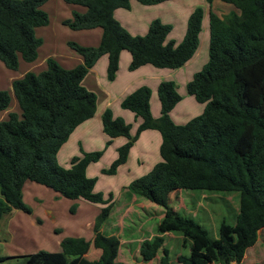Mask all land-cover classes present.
I'll return each instance as SVG.
<instances>
[{"label": "trees", "instance_id": "trees-1", "mask_svg": "<svg viewBox=\"0 0 264 264\" xmlns=\"http://www.w3.org/2000/svg\"><path fill=\"white\" fill-rule=\"evenodd\" d=\"M46 0H0V60L10 69L19 65V57L31 62L37 57L42 40L35 28L48 24L49 17L40 7ZM86 7L74 11L63 24L81 30L100 27L97 46L69 41L83 62L64 68L48 58L47 69L26 72L11 83L19 113L9 112L0 121V219L13 209L30 213L22 198L26 181L51 188L69 199L82 198L106 204L103 219L109 215L111 195L103 198L94 191L96 178L86 175L90 163L100 159L104 149L82 151L73 156L68 168L59 165L57 153L71 132L94 116L96 95L82 85V79L102 56H107L106 77L113 80L122 50L130 52L129 70L151 64L175 69L187 62L198 47L203 9L197 6L187 19L183 39L167 40L171 25L153 19L143 35L130 34L114 17L117 8H129L131 0H64ZM153 5L167 0H136ZM234 6L219 17L209 11L208 60L187 82L186 90L204 104L201 114L183 124L173 122L170 111L181 96L173 81L157 86L160 115L150 110V88L140 86L121 100V107L141 119L135 132L121 117L107 108L101 115L107 136H123L125 143L104 174H115L128 158L130 148L146 129L161 135V160L146 174L134 178L127 188L136 195L163 207V216L155 236L140 242L141 263L151 261L161 248L158 264H170L169 250L163 247V234L180 232L191 243L189 255H178L179 264H242L245 251L264 228V0H222ZM211 6L212 0H206ZM11 95L0 90V111L10 105ZM180 189L239 192V212L233 225L222 221L218 237L193 218L173 209L170 194ZM90 243L100 249L89 264H127L117 261L119 238L96 230L90 241L66 237L60 250H37L21 255L15 264H79ZM6 256H0V261Z\"/></svg>", "mask_w": 264, "mask_h": 264}, {"label": "crops", "instance_id": "crops-1", "mask_svg": "<svg viewBox=\"0 0 264 264\" xmlns=\"http://www.w3.org/2000/svg\"><path fill=\"white\" fill-rule=\"evenodd\" d=\"M63 2L65 1H57L58 7L55 10V18L52 19V17L49 16V22L47 25L35 28V34L38 35L39 32L47 31L49 41H53V45H51L52 48L44 52L43 56L40 58L38 51L40 53V49L42 47L44 48L47 43L44 38L42 39L39 37L42 39V46L40 45L41 47L37 51L36 59L31 62H27L29 64L27 65L24 74L29 71L39 73L42 70H45L48 58L55 59L62 67L67 69L74 68L81 64L83 62L81 55L68 45L69 41H74L83 46H97L99 44L102 34V29L100 27L74 30L63 24V20L70 19L74 11L79 13H84L86 11V7L82 5ZM197 6H200L203 9L201 31L198 36V47L193 56L182 66L175 69H169L157 68L151 64H145L134 70H129L128 66L131 60V55L129 51L124 49L119 55L118 70L115 78L113 80H108L106 77V67L108 61L107 56L102 55L96 61L81 82L86 89L92 91L96 95V110L94 116L80 123L71 132L68 139L58 150L57 161L62 153V156H65L67 159L64 162L69 161V164L66 167L68 168L70 165V159L73 156H82L81 150L89 152L104 149L100 159L104 155H107L112 162L117 156V148L125 143L126 138L123 136L115 137L112 142L105 147L107 136L102 129L101 115L105 109L109 108L114 117H121L126 123L131 125V133L133 134L141 119L136 117L130 110L122 108L120 103L127 94L140 86L146 85L150 88L151 94L149 104L152 116L155 118L160 115V102L157 97V86L162 80L173 81L176 85L178 93L181 96L180 101L169 113L173 122L183 124L203 112L204 104L197 102L193 96L188 94L186 84L192 79L194 73L203 68L204 64L208 60L209 11L211 10L219 17H223L231 11H236L234 6L222 0H212L210 7L208 6L206 0H167L153 5H144L136 0H131L129 8H117L114 10L113 14L118 22L132 35L145 34L148 30L150 22L154 18H159L163 23H180L182 27L181 32L178 35V39L173 38V31H170L167 36V40H174L176 43H179L184 37L187 19ZM59 37L62 39L58 40ZM21 61L20 63H22ZM96 91L98 92L96 93ZM13 104L8 106L5 110L0 111V121L7 119L9 112L15 111L19 113V109L16 105L17 103L14 102ZM160 143L161 135L157 130H143L139 134L133 146L130 148L126 162L119 166V168L121 169L127 165L135 157V152L137 150H141L145 158L144 162H147V166L143 172L146 174L157 162L161 160L159 153ZM136 163L139 164V157L136 158ZM91 164L92 163H90L86 168V175L88 177H91L88 175V168ZM119 168L117 170H119ZM134 178H129L124 181L121 187L122 191L120 196L119 194H116V197L113 198L114 192L108 190L107 193L108 196L111 195V201H116L118 198L120 200L123 197H125L123 201H131V199L133 201L136 198V194L130 192L127 185ZM36 188L37 187H34V185L31 184V181H26L22 188L23 201L26 196L29 197L30 194L36 195L37 193H34V189ZM94 191L96 192L95 189ZM102 195L104 199L108 198V196H105L106 194ZM37 199L39 198L37 197ZM34 204V208L29 206L31 209L30 213H23L20 209H13L9 214H5L11 216L13 212L15 216L18 217V220L15 223H13L12 218L8 217L6 227L9 228L12 225L19 226L17 224L26 223H30L33 226H40L42 225L43 220L42 214H46V216L52 218L54 223H56V218L51 207H42L41 203H38L37 201H34ZM38 204L41 205L42 212ZM125 206L124 215L129 209L130 204H126ZM109 215L107 217H109ZM86 224L89 226L90 222L87 221ZM57 227L58 226H53V231H58L59 229ZM101 232L104 233V228H102ZM60 241L61 239L56 238V241L52 243L45 242L43 245L45 246L46 244L48 247H52L48 251L54 252L60 250ZM44 246H39V250L43 249L42 247ZM28 253L32 252H26L24 254ZM24 254H20L18 256Z\"/></svg>", "mask_w": 264, "mask_h": 264}, {"label": "rangeland", "instance_id": "rangeland-1", "mask_svg": "<svg viewBox=\"0 0 264 264\" xmlns=\"http://www.w3.org/2000/svg\"><path fill=\"white\" fill-rule=\"evenodd\" d=\"M57 1L46 0L40 7L52 19L55 18V10L58 7ZM168 24L172 27L173 38L178 39L182 25L175 22ZM35 35L38 38H44L47 43L44 48L40 49L41 45L37 49V51L40 49V53L38 51V54H40L41 58L44 52L52 48L53 41H49L47 31L39 32V35ZM60 39L62 38L59 37L58 40ZM21 60L19 57V63ZM21 62L16 69H10L0 60V90H7L11 95L9 106L14 102L17 103L11 88L12 80L21 78L29 64L24 60ZM45 66V69H47V63ZM137 157H139V164L136 163ZM144 159L141 150H137L135 157L127 165L121 169L119 168L115 175H110L101 172L102 169H107L111 164V159L107 155H104L99 161L92 163L88 168V175L96 178L94 189L96 192L106 194V197L108 196V190L114 192L113 198L116 197V194L120 196L124 181L144 174V169L147 166V162H144ZM65 160H67L66 157L62 156L61 153L58 159L59 165L67 167L69 161H66V163L64 162ZM31 184L38 188L34 189V193L36 192L37 194H30V198L26 196L24 199L25 203L32 208L35 206L34 201L41 203L42 207H51L56 218V223H54L52 218L46 216V214H42L43 220L40 226H33L30 223H16L19 226L12 225L7 228L8 217L13 219V223L18 220V217L13 212L11 216L4 215L0 220V255L8 258L0 261V264L20 263L22 262V257L18 255L26 252H35L39 250V246H44L45 242L52 243L56 241V238L82 237L90 241L94 232L96 230L101 231L102 228H104L105 234H114L120 240L118 255L116 257L117 261L127 264H139L142 262L139 254L140 242L143 239H150L158 234L157 225L163 216V207L149 201L143 196L136 195L133 201L132 199L131 201H123L125 197L120 200L118 198L119 201H110L113 202L110 215L103 219L101 209L106 204L94 203L82 198H65L51 188L35 182H31ZM126 204H130V207L124 215ZM169 204L180 214L189 216L202 225L208 231L211 238H217L218 228L222 221L231 225L235 223L239 212V192L180 189L170 194ZM38 205L41 210V205ZM87 221L90 222L89 226L86 224ZM53 226H58L59 230L53 231ZM163 239V247L169 250L170 264H179L177 261L178 255L190 254V240L184 239L180 232H166L163 234ZM42 248L48 251L52 247H48L45 244ZM99 254L100 250L90 243L79 264H89L92 260L98 258ZM161 255L162 251L160 248L156 256L146 264H158ZM242 264H264V228L259 230L257 241L246 249Z\"/></svg>", "mask_w": 264, "mask_h": 264}]
</instances>
